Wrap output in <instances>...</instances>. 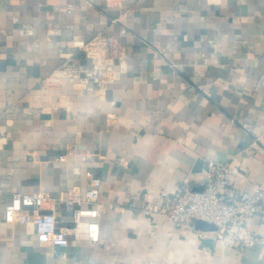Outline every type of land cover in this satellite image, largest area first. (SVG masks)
Returning a JSON list of instances; mask_svg holds the SVG:
<instances>
[{"label":"crops","instance_id":"0c3cea01","mask_svg":"<svg viewBox=\"0 0 264 264\" xmlns=\"http://www.w3.org/2000/svg\"><path fill=\"white\" fill-rule=\"evenodd\" d=\"M98 35L119 54L96 80ZM0 130V264H264V244L136 210L187 176L200 187L210 159L241 191L264 186V0H0ZM87 170L98 241L57 199L68 246L4 218L16 191L84 192ZM251 226L264 236L261 215Z\"/></svg>","mask_w":264,"mask_h":264},{"label":"built area","instance_id":"2783aa9c","mask_svg":"<svg viewBox=\"0 0 264 264\" xmlns=\"http://www.w3.org/2000/svg\"><path fill=\"white\" fill-rule=\"evenodd\" d=\"M126 32V27H122L120 33ZM95 40L99 46L97 49L101 62H94L93 71L90 72L97 80L110 66L106 64L105 58L118 56L119 50L116 51L112 46L117 40L114 36L98 35ZM97 55L98 53L96 57ZM1 132L0 130V134ZM230 172V163L210 159L207 163V177L201 188L194 187L191 176H187L173 193L164 192L159 201L147 199L136 210L148 216L162 213L177 222L195 223L197 219L212 222L216 227L210 230L199 229V236L212 237L240 250L264 244V236L251 226V218L255 214L264 219V186L257 185L253 190L243 192L231 183ZM87 175L90 177V185L86 190L82 192L74 189L69 196L58 197L41 191L14 192L5 204L4 218L7 221L31 222L41 241L68 246L71 243L70 231L59 226L54 209L45 207L46 201L57 199L64 201L65 207L72 211L76 223L87 218V236L92 241H98L102 179L91 170H87ZM119 208L125 210L127 206L121 205Z\"/></svg>","mask_w":264,"mask_h":264},{"label":"water","instance_id":"95a60500","mask_svg":"<svg viewBox=\"0 0 264 264\" xmlns=\"http://www.w3.org/2000/svg\"><path fill=\"white\" fill-rule=\"evenodd\" d=\"M201 187H202V185L200 186V188ZM195 225L197 228L203 229V230H210V229H214L216 227L214 223L203 220V219H197L195 221Z\"/></svg>","mask_w":264,"mask_h":264}]
</instances>
